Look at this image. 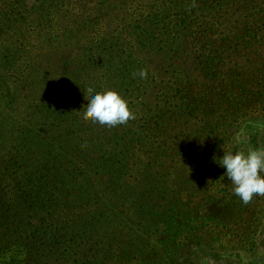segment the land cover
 <instances>
[{
	"label": "trees",
	"instance_id": "1",
	"mask_svg": "<svg viewBox=\"0 0 264 264\" xmlns=\"http://www.w3.org/2000/svg\"><path fill=\"white\" fill-rule=\"evenodd\" d=\"M27 1L0 0V109L5 98L19 99L11 111L23 109V117L0 118V145L7 137L14 146L10 156L0 154V264L12 256L17 264H173L182 242L159 256L146 221L136 225L130 217L127 203L147 167L130 174L124 163L144 150L177 156L161 142L164 133L158 137L165 116L218 126L256 102V80L241 73L239 53L220 29L235 13L234 42L259 39L261 1L75 0L76 9L85 5L79 10ZM200 77L215 80L214 88L201 91ZM12 80L31 86L26 99H34L22 100ZM89 85L117 90L136 118L116 127L84 118ZM155 96L150 108H137ZM145 178L159 189L158 176ZM238 198L231 196L224 214L229 226Z\"/></svg>",
	"mask_w": 264,
	"mask_h": 264
},
{
	"label": "rangeland",
	"instance_id": "2",
	"mask_svg": "<svg viewBox=\"0 0 264 264\" xmlns=\"http://www.w3.org/2000/svg\"><path fill=\"white\" fill-rule=\"evenodd\" d=\"M73 1L75 0H48L50 7L57 4L67 10L77 8L76 1ZM95 1L98 2V0ZM259 3L263 8L264 0H259ZM83 6L85 5H81L80 8ZM90 10L94 8L90 7ZM234 14L230 16L225 28L220 30L225 29L232 40L231 47L239 53L241 73H252L251 79L256 80L254 82L257 84L255 87L258 95H254L257 98L256 102L253 105L245 102L249 105L248 108L238 112L235 110L237 114L228 113L225 120L218 126H216L217 123L202 125L199 121L195 123L189 120L183 121V118H178V121L177 117L171 114L165 116L163 126L159 128L158 137L164 133L160 139L161 142L166 140L171 148L176 149L177 156H146L144 150L139 156H127L124 163L125 170L130 174L136 167L143 165L147 167L141 176L143 183L133 187L134 195L127 203H133L134 207L130 217L136 225L143 226V220L146 221L145 226L150 230L148 232L150 243L159 256H164L172 243L182 242L179 251H176L178 256L173 264H248L250 262L264 264V196H254L248 204H244L238 198L233 205V217L230 219L234 225L229 226L227 223L229 218H226L224 214L228 213L226 212L228 206L231 207L230 205L234 204L231 196L235 194L231 182L226 177L223 178L224 169L215 162L223 156V148L246 151L248 148L264 146V27L260 28L262 33L259 39L244 46L238 45L234 42L235 36L231 37V34L236 32L230 31L240 19V16H234ZM55 24L61 26L65 25V22L55 21ZM85 29L82 27L81 32ZM50 46L52 45L46 46L45 49ZM54 80L57 81L56 78ZM215 82V80L210 81L200 77L197 87L201 91H209L214 88ZM10 85L13 89H18V96L24 94L22 100L26 103L34 99L33 97L26 99V96L30 94L31 86L19 88L16 80H12ZM157 97L142 98L137 108H150L151 102L157 101ZM226 97L231 100L229 93ZM13 103L17 107L16 103H19V99L17 102L12 99L8 103L5 98L0 109V118L15 120L17 116L23 117L21 107L17 111L9 109ZM195 117L202 116L196 112ZM197 123L201 125L198 126ZM137 126L136 132L140 125ZM137 140L136 134L133 141ZM142 141L145 142L144 138ZM12 148H14L12 141L6 137L0 145V154L10 156L9 152ZM130 160L131 163H129ZM155 166L159 168L155 169ZM205 168H209L208 173ZM138 173L140 169H137ZM154 175L158 176L156 187L159 189L152 190L144 179L146 176L150 178ZM106 181L100 183V189H105ZM185 203L189 209L183 207L178 210V206ZM150 212L159 214V217L150 220L148 218ZM205 214H210L212 217L206 218ZM2 263L17 264V257H9L2 260Z\"/></svg>",
	"mask_w": 264,
	"mask_h": 264
},
{
	"label": "clouds",
	"instance_id": "3",
	"mask_svg": "<svg viewBox=\"0 0 264 264\" xmlns=\"http://www.w3.org/2000/svg\"><path fill=\"white\" fill-rule=\"evenodd\" d=\"M138 75L146 78L147 73L140 70ZM87 93L85 98L88 103L83 116L93 123L116 127L136 118L129 108V101L117 90H97L94 85H89ZM215 162L224 169L223 178L231 182L233 193L244 204L250 203L254 196H264V146L248 148L246 151L223 148V156Z\"/></svg>",
	"mask_w": 264,
	"mask_h": 264
}]
</instances>
